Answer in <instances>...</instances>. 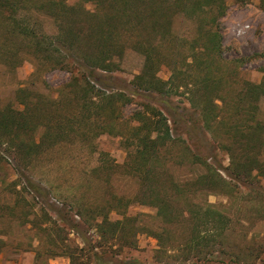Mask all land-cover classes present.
Listing matches in <instances>:
<instances>
[{"label": "trees", "instance_id": "16d2710c", "mask_svg": "<svg viewBox=\"0 0 264 264\" xmlns=\"http://www.w3.org/2000/svg\"><path fill=\"white\" fill-rule=\"evenodd\" d=\"M69 1L0 0L2 64L16 67L22 58H31L38 75L53 68L72 74V81L55 99L20 88L16 100L23 109L0 105V166L12 160L15 163L18 179L12 183L13 194L31 196L43 207L50 204V192L27 173L28 164L42 149L68 137L70 131L86 134L96 125L99 111L114 115L119 101L127 104L143 93L162 98L188 94L197 118L187 121L179 116L186 131L200 147H207L209 139L218 142L220 155L225 153L230 161L224 167L217 153L208 159L189 150L192 165L199 166L202 173L190 182L179 183L168 173L166 163L168 149L177 140L174 133L180 120H171L162 110L146 105V112L138 114V125L133 127L134 150L129 152L135 176L148 183L139 204L156 209L155 218L167 226L185 223L183 239L175 243L169 229H146L136 217L128 215L134 202L124 198L98 208L78 204L73 208L79 220L68 218L65 209L48 205L56 208L55 214L83 246L61 247L50 235V245L43 252L37 251L36 263L44 256L47 260L65 256L70 264H149L136 258L118 259L114 243H120L122 249H136L138 235L151 232L159 241L161 254L177 248L179 257L173 259L180 264H249L240 251L228 247L231 219L225 207L221 209L207 200L194 202L198 196L242 197L245 189L250 202L264 198V121L259 115L264 76L260 83L241 81L237 66L246 60L228 63L223 57L219 19L225 15L226 0H77L74 5ZM87 4L94 9L88 10ZM32 13H45L55 20L57 33L38 30ZM177 17L193 22L197 35L189 42V53H180L182 63H170L171 76L164 81L158 77L168 59L164 48L186 49V39L175 29ZM129 48L145 59L142 71L131 82L134 89L108 94L113 74L122 70ZM258 57L264 59V52ZM230 90L233 95L229 99L225 94ZM40 130L42 141L38 142ZM178 204L186 210L178 209ZM113 212L121 214L122 219L112 221ZM91 229L97 230L98 239L90 236ZM263 254L264 245L250 252L257 259ZM253 264H264V258Z\"/></svg>", "mask_w": 264, "mask_h": 264}, {"label": "rangeland", "instance_id": "374dc122", "mask_svg": "<svg viewBox=\"0 0 264 264\" xmlns=\"http://www.w3.org/2000/svg\"><path fill=\"white\" fill-rule=\"evenodd\" d=\"M76 2L77 0H70L69 4L74 5ZM225 4V15L219 19L223 57L229 61L228 63L240 59L246 60L237 66L238 78L241 81L250 80L260 83L264 76V59L258 57L264 52V0L246 2L226 0ZM86 8L92 11L94 6L87 4ZM32 14L34 22L38 23V30L48 34L57 33L55 20L45 13ZM175 29L186 39L187 44L184 46L186 49L179 47L173 50L165 49L167 46L164 48L168 59L158 72V77L164 81L171 76L170 63L179 61L182 63L183 58L180 53H189V42H192L197 35L196 25L185 17H177ZM2 34L0 33V42H3ZM144 62L145 59L141 54L129 48L122 62V70L113 74L114 78L110 82L111 90L107 93H130L134 89L131 82L142 71ZM18 63L20 64L16 63V67H10L0 62V105L2 106L11 104L17 109H23L16 100L17 90L20 88H30L37 95L55 99L59 97L62 88L72 81L71 73L58 68L36 74V63L31 58L25 60L22 58ZM191 73L195 74L194 69ZM229 92L225 96L230 99L233 92L232 90ZM144 96L152 97L148 99ZM148 104L162 110L171 120H180L181 117L183 120L194 121L197 118L189 105L188 94L162 98L159 95L143 93L141 96H135L132 102L127 104L119 101L114 115L110 116L107 112L99 111L95 116L96 125L88 128L86 134L68 130L70 131L68 137L62 138L63 140L54 147L47 146L42 149L41 153L28 164L27 173L51 194L50 204L46 203L45 207L31 196L13 194L12 183L18 179L13 160L0 166V241L3 243L0 244V264H37L35 261L37 251L43 252L47 245H50L48 238L50 235L61 247L65 245L72 249L83 246L82 241L67 230V225L55 214L56 208L48 205L65 209L68 218L74 217L79 220L74 216L76 209L73 208L78 204L83 207L98 208L109 203L116 204L119 198H124L126 201L134 202L128 215L136 217L139 224L147 227L146 229L154 232L169 229L175 243L183 239L186 233L185 223L167 226L162 219L155 218L156 209L139 204L148 183L135 176L133 158L129 157V152L134 150L131 142L133 127L138 125V114L146 112ZM259 110L260 119L264 121V98L260 100ZM179 123L174 133L177 140L168 149L166 163L168 173L179 183L190 182L202 173L199 166L192 165L190 151L208 159L217 153L224 167L229 165V157L225 153L220 155L218 142L206 139L207 147L203 145L200 147L190 131H186V126L181 120ZM171 125H174L173 121ZM37 133V141L40 142L42 131ZM243 192L245 194L242 197L231 199L219 195L198 196L194 197V202L203 203L207 200L221 209L225 207L231 219L227 234L228 247L240 251L246 257L245 262L253 264L259 261L260 257L264 258V254L258 259L253 255L250 256L253 247L264 245V198L256 197L250 202L249 191L245 189ZM50 208L53 211H50ZM178 209L186 210L181 204H178ZM48 217L51 220H48ZM122 217L118 212L110 215L112 221L120 220ZM83 226L88 231V226ZM89 234L98 239L96 229L89 230ZM137 241L136 249H122L120 243L115 242L114 250L118 255L117 258H136L149 264H159L162 260L165 264H180L173 259L175 256L179 257L177 248L167 255L161 254L159 241L151 232L139 234ZM45 258L46 256L40 263L70 264L69 258L65 256L49 260Z\"/></svg>", "mask_w": 264, "mask_h": 264}]
</instances>
